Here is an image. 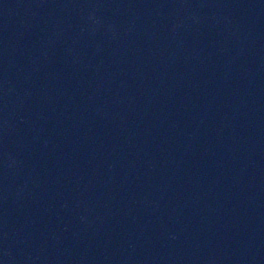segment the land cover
Returning <instances> with one entry per match:
<instances>
[{
	"label": "water",
	"instance_id": "obj_1",
	"mask_svg": "<svg viewBox=\"0 0 264 264\" xmlns=\"http://www.w3.org/2000/svg\"><path fill=\"white\" fill-rule=\"evenodd\" d=\"M0 264H264V0H0Z\"/></svg>",
	"mask_w": 264,
	"mask_h": 264
}]
</instances>
